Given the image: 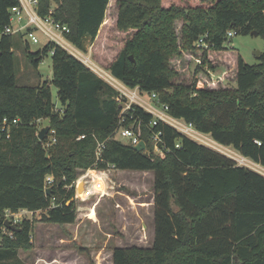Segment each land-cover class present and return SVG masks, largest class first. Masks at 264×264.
Wrapping results in <instances>:
<instances>
[{
    "label": "trees",
    "instance_id": "trees-1",
    "mask_svg": "<svg viewBox=\"0 0 264 264\" xmlns=\"http://www.w3.org/2000/svg\"><path fill=\"white\" fill-rule=\"evenodd\" d=\"M115 1L114 26L127 36L109 59L94 52L93 60L127 86L154 92L156 103L166 104L171 116L191 122L217 143L264 167V53L249 64L225 42L229 30L243 35L257 31L264 39V0H208L187 6H163L161 0ZM17 3L0 0V28ZM109 3L38 0L37 10L42 16L51 10L54 20L68 26L66 38L86 52V42L99 36ZM181 16L179 47L173 21ZM204 34L208 46L201 49L191 80L176 81L170 58L176 52H196L193 43ZM14 45L13 35L0 37V119H18L8 137L0 131V213L44 210V222L71 223L72 181L78 170H152L151 245L115 246L112 264H264L263 174L159 119L150 124L153 115L136 104L123 112V123L140 121L146 149H133L114 136L122 110L114 87L51 42L34 52L25 45L35 69L52 50L51 79L18 85ZM213 52L229 54L235 86L204 71L205 65L209 70L217 65ZM51 84L57 88L59 108L52 102ZM41 117H47L48 130H54L55 141L49 146H44L47 134L42 140L37 137ZM158 131L160 152L153 150L150 139ZM99 142L103 147L97 156ZM47 175L52 176L48 192ZM17 226L12 236L1 235L0 264H31L19 250L32 247V224L23 218Z\"/></svg>",
    "mask_w": 264,
    "mask_h": 264
},
{
    "label": "rangeland",
    "instance_id": "rangeland-1",
    "mask_svg": "<svg viewBox=\"0 0 264 264\" xmlns=\"http://www.w3.org/2000/svg\"><path fill=\"white\" fill-rule=\"evenodd\" d=\"M178 1L161 0L163 6L169 4L187 6L201 2L206 4L208 0H181V3ZM106 13V20L100 29L98 38L90 44L86 42V54H89L92 60L94 52L104 60L109 59L127 36V32H120L114 26L115 0H110ZM183 24L182 16L173 21L177 35L176 42L179 47ZM37 35L40 41L29 43L28 51L30 52L42 49L43 45L48 42L47 37L40 32H37ZM13 40L15 42L13 50L16 83L18 85H37L44 79H51L50 52L48 51L43 56L38 68L35 69L26 58L24 39L20 35H13ZM225 42L230 50L240 53L244 61L249 64L258 61L256 52L264 53V39L260 36L234 34ZM193 47L196 52L190 53V56L187 54L188 52H180V54L176 52L170 58L169 67L178 73L176 81L191 80L193 71L199 63L200 51L207 48L197 46L195 42ZM213 59L214 62H217L215 68L209 70L205 65L204 71L211 78L219 79L224 85L235 86L229 54L213 52ZM199 72L198 74L201 73ZM50 90L52 102L56 108H59L61 103L57 96V88L51 84ZM121 114L122 110H120L119 116ZM48 123L47 117H41L36 125L43 127ZM119 140L127 143L126 139ZM72 185L75 211L73 222H44L40 220L41 212L44 210L26 212L22 215V217L28 218L32 224V247L19 250V256L23 260L26 262L36 261L35 264H111V252L115 246L148 247L151 245L154 194L152 170H118L112 167L93 168L91 171L89 169L78 170ZM35 256H39L41 259L35 260ZM50 258L52 262L47 261Z\"/></svg>",
    "mask_w": 264,
    "mask_h": 264
},
{
    "label": "built area",
    "instance_id": "built-area-1",
    "mask_svg": "<svg viewBox=\"0 0 264 264\" xmlns=\"http://www.w3.org/2000/svg\"><path fill=\"white\" fill-rule=\"evenodd\" d=\"M37 5L38 0H18L17 4L12 5L8 9V21L0 28V37L6 34L20 35L24 39V42L29 45V43H38L40 41L37 35V32H40L42 35L47 37L48 42L46 43L51 42L55 45L60 46L68 53L78 58L87 67H89L102 79H104L108 84L114 87L118 91L116 100L120 102L122 106V114L119 119V124L114 131V136L117 139H126L127 143H130L132 145H136L142 140L140 121H137L136 125L134 122H131L129 124L123 123V121L125 120V115L123 114V112L129 109L132 104H136L153 115V119L150 121V124H155L159 119L171 125L181 134L225 153L226 155L233 158L237 162V164L252 168L264 175V167L240 155L230 147H226L217 143L208 134L198 131L191 122H186L183 119L171 116L167 112L168 106L166 104L158 105L156 103L157 96L154 92L142 91L138 86L129 87L112 76L108 70H105L97 65V63L90 58L89 54H86V52L84 53L83 50L78 48L75 44H73L66 38V34L69 32L68 26L54 20L50 15L51 10L45 16L40 15L37 10ZM234 34L235 31L233 30H229L227 32V36L229 37L233 36ZM205 36L206 34L199 36L195 41V44L197 46L207 47L208 44L205 42ZM51 53L52 50H50V54ZM17 122V118H13L12 120L7 119L6 117L1 118L0 131H5V135L6 137H8L11 126L15 125ZM47 135L48 137L44 142V146H49L53 141H55V138L53 136V129L48 130ZM80 137H83V135H81ZM150 139L152 142L153 150L157 152L160 151L158 145V142L160 140V132H153ZM176 146H178V144H176ZM102 147L103 143L99 142L96 147L97 156L100 154ZM145 149L146 145L144 150ZM254 166H256L257 168H255ZM88 169L91 171V169L93 168ZM51 181V175L45 176L44 186L48 187ZM26 212L32 211L27 209H18L17 211L5 209L2 213H0V218L2 220V226L0 227V239L2 234L12 236V230L4 226V221H9L11 224L17 226V224H19L24 218V216L22 217V215Z\"/></svg>",
    "mask_w": 264,
    "mask_h": 264
},
{
    "label": "water",
    "instance_id": "water-1",
    "mask_svg": "<svg viewBox=\"0 0 264 264\" xmlns=\"http://www.w3.org/2000/svg\"><path fill=\"white\" fill-rule=\"evenodd\" d=\"M250 34L253 35V36H258V32L257 31H252ZM259 54H260L259 52H256L257 56ZM48 129H49L48 126H43L42 128H40L39 132L37 133V137H38L39 140H42L44 138L45 134H47V132H48ZM132 148L135 149V150H138V151L144 150L145 143H144L143 140H141L138 144L133 145ZM48 190H49V187H47L45 191L48 192ZM4 226L6 228L12 230V231H18L19 230L18 226L13 225L9 221H6V220L4 221Z\"/></svg>",
    "mask_w": 264,
    "mask_h": 264
},
{
    "label": "crops",
    "instance_id": "crops-1",
    "mask_svg": "<svg viewBox=\"0 0 264 264\" xmlns=\"http://www.w3.org/2000/svg\"><path fill=\"white\" fill-rule=\"evenodd\" d=\"M152 205H153V204H152ZM36 253H37V252H36ZM111 253H112V252H111ZM48 258H49V257H48ZM36 259L39 260V259H41V258H40L39 256H35V260H36ZM38 260H37V262H39ZM47 261H48V262H49V261L52 262V259L50 258V259H48ZM28 263L35 264L36 261H34V262H28ZM111 264H112V261H111Z\"/></svg>",
    "mask_w": 264,
    "mask_h": 264
}]
</instances>
